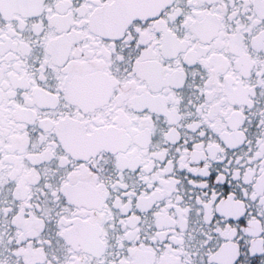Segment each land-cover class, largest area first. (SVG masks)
<instances>
[{
  "label": "snow or ice",
  "instance_id": "snow-or-ice-1",
  "mask_svg": "<svg viewBox=\"0 0 264 264\" xmlns=\"http://www.w3.org/2000/svg\"><path fill=\"white\" fill-rule=\"evenodd\" d=\"M0 264H264V0H0Z\"/></svg>",
  "mask_w": 264,
  "mask_h": 264
}]
</instances>
